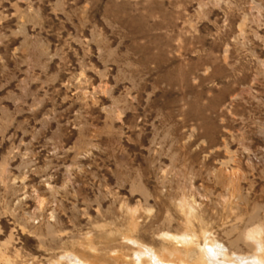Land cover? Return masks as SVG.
<instances>
[{
    "label": "rangeland",
    "instance_id": "374dc122",
    "mask_svg": "<svg viewBox=\"0 0 264 264\" xmlns=\"http://www.w3.org/2000/svg\"><path fill=\"white\" fill-rule=\"evenodd\" d=\"M207 243L264 248V0H0V264Z\"/></svg>",
    "mask_w": 264,
    "mask_h": 264
},
{
    "label": "bare ground",
    "instance_id": "6f19581e",
    "mask_svg": "<svg viewBox=\"0 0 264 264\" xmlns=\"http://www.w3.org/2000/svg\"><path fill=\"white\" fill-rule=\"evenodd\" d=\"M182 238H176V243H181L183 245H191L192 240H189V236L185 234L181 235ZM173 238V236H171ZM133 241V240H132ZM135 242V241H133ZM209 246L207 249L202 248L199 250V255L192 261L191 264H264V248H258L252 258L247 259L246 257H239L236 254L229 253L226 247L221 244H216L217 248H212L213 243H207ZM175 251H178V248H174ZM180 254L177 252L174 255V258L171 260L164 259V257L158 256L153 253H148V251L137 252L135 264H176L180 260ZM74 259V258H71ZM70 259V260H71ZM72 263H77L78 261L74 260ZM83 264V263H80ZM181 264L184 262L181 261Z\"/></svg>",
    "mask_w": 264,
    "mask_h": 264
}]
</instances>
